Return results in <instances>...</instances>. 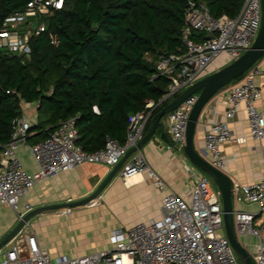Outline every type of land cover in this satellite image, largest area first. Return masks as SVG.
Listing matches in <instances>:
<instances>
[{"label":"built area","instance_id":"1","mask_svg":"<svg viewBox=\"0 0 264 264\" xmlns=\"http://www.w3.org/2000/svg\"><path fill=\"white\" fill-rule=\"evenodd\" d=\"M62 3L63 0H29L23 10L5 17L0 45L16 53L29 52L30 36L44 29L41 13L60 8ZM260 21L261 0H242L232 16H214L204 0H187L183 50L161 52L155 62L154 75L169 78L166 90L159 100L148 98L143 108L130 113L124 142L106 135L102 147L86 150L77 142L75 116L70 115L61 119L44 139L29 145L38 163V169L30 172L22 166L16 149L30 135L31 122L15 117L10 137L0 154V202L17 210L21 196L37 180L85 161L113 166L129 147L136 145L146 122L162 101L204 76L208 64L220 53H227L230 60L238 57L251 45ZM191 29L202 32L204 37L193 38ZM207 34L211 36L206 37ZM260 60L264 61V54ZM261 72L263 68L256 62L239 80L228 85L225 119L210 121L203 133L201 154L218 168L224 165L221 145L236 139L227 119L233 117L240 103H243L249 134L258 140L264 138V106H257L261 92L254 81V76ZM196 98L197 92L191 93L164 115L165 129L171 137L168 147L174 145L184 151L187 119ZM198 169L187 166L195 177L188 198L166 190L161 215L129 228H113L110 247L79 256H51L40 247L33 233L24 236L20 233L19 237L13 236L7 248H0V264H239V257L225 234L220 191ZM142 170L154 178L158 187L165 189L163 179L149 166L140 148L123 161L118 173L125 179ZM230 189L236 201L256 202L259 206L256 211L234 210L233 216L236 233L257 238L252 257L255 264H264V177L248 183L231 180ZM98 202L99 194L89 201ZM29 207V203L24 204L25 209Z\"/></svg>","mask_w":264,"mask_h":264},{"label":"trees","instance_id":"2","mask_svg":"<svg viewBox=\"0 0 264 264\" xmlns=\"http://www.w3.org/2000/svg\"><path fill=\"white\" fill-rule=\"evenodd\" d=\"M28 1L0 0V29L5 17ZM204 1L214 16L234 15L242 2ZM186 10L187 0H63L60 8L42 12L44 29L30 36L29 52L0 45V148L21 114L22 101L37 102L28 136L33 143L70 115L84 149L102 147L106 135L124 142L130 113L148 98L159 100L166 90L169 78L154 75L155 62L161 52L183 50ZM190 35L204 37L194 29ZM154 132L171 141L162 119Z\"/></svg>","mask_w":264,"mask_h":264},{"label":"crops","instance_id":"3","mask_svg":"<svg viewBox=\"0 0 264 264\" xmlns=\"http://www.w3.org/2000/svg\"><path fill=\"white\" fill-rule=\"evenodd\" d=\"M229 61L230 56L227 53H220L208 64L204 75ZM258 64L263 68V72L255 75L254 81L261 92L257 106L262 107L264 106V61L258 60ZM228 85L220 88L209 98L203 107L201 117L196 122L193 144L199 152L203 145V133L209 122L214 119H225ZM25 107L34 112L28 115L23 109L20 116L32 124L36 117L37 102H24ZM161 119L164 122V116ZM227 121L236 139L221 145L224 156L221 170L228 174L231 180L236 179L240 183L253 182L264 177V138L258 140L249 134L243 103L238 105L233 117ZM31 133L33 131H30ZM169 142L159 133L154 132L140 147L149 166L163 179L165 189L158 187L146 170L133 173L125 179H122L117 171L100 191L98 203L87 202L37 212L15 235L21 233L24 236L25 233H33L40 247L51 256H79L110 247V233L113 228H129L138 222H149L161 215V203L166 190H172L185 198L189 197L195 177L187 170V166L195 169L198 167L196 168L186 156L185 151L174 145L168 147ZM32 143L27 137L26 142L19 143L16 149L22 166L30 172L38 169V163L29 149ZM1 151L2 148L0 154ZM111 167L103 162L85 161L37 180L21 196L20 207L17 210L0 202V238L15 225L23 213L33 207L72 201L89 195ZM201 173L205 175L202 171ZM212 184L217 186L213 182ZM231 198L234 210L256 211L259 208L256 202H238L234 197ZM25 203H29L28 209L24 208ZM252 238L255 239L254 243L252 242V250L255 251L257 238L255 236ZM12 241L13 237L6 245H10ZM242 243L247 246L246 242Z\"/></svg>","mask_w":264,"mask_h":264},{"label":"water","instance_id":"4","mask_svg":"<svg viewBox=\"0 0 264 264\" xmlns=\"http://www.w3.org/2000/svg\"><path fill=\"white\" fill-rule=\"evenodd\" d=\"M210 37V34L205 35ZM264 54V0H261V21L259 29L256 33L251 45L243 51L238 57L230 60L214 71L200 77L192 84L182 89L177 95L166 102L159 110L151 116L148 127L144 131L142 137L127 149L125 154L111 167L104 179L99 185L87 196L72 200L55 203H47L33 207L23 213L15 223V225L0 238V248L5 245L28 221L35 213L60 207L73 206L89 202L96 197L107 182L115 175L123 161L137 148H140L154 133L158 121L171 109L177 106L184 98L193 92H197V98L189 112L186 124V139L184 151L190 160L201 170L208 173L216 182L220 191L222 209H223V224L225 234L228 237L232 247L236 251L242 264H255L252 255L246 249L244 244L239 240L234 226L233 202L230 193L231 179L221 168L214 166L201 152L195 149L193 144V134L199 114L209 100L221 87L225 86L229 81L245 72L254 62H256Z\"/></svg>","mask_w":264,"mask_h":264},{"label":"rangeland","instance_id":"5","mask_svg":"<svg viewBox=\"0 0 264 264\" xmlns=\"http://www.w3.org/2000/svg\"><path fill=\"white\" fill-rule=\"evenodd\" d=\"M257 62V61H256ZM24 109V111H26V113L29 115V114H31V113H33L34 112V110H32V109H30V108H24V102L22 101L21 102V110H23ZM187 156V155H186ZM200 169V168H199ZM215 185H217L216 184V182L213 180V178L208 174V173H206L205 171H203V170H201ZM232 197H234V196H232ZM234 201V200H233ZM234 203H235V201H234ZM234 205H236V203L234 204ZM237 235H238V238H239V240L241 241V242H246L247 243V246H246V249L250 252V254L253 256V254H254V250H252V245H253V243H254V241H255V239L254 238H252V237H254L253 235H250V234H245V233H237ZM252 238V239H251ZM253 242V243H252ZM4 247L3 248H7L9 245L7 244H5V245H3ZM239 261H240V259H239ZM239 264H242V263H239Z\"/></svg>","mask_w":264,"mask_h":264}]
</instances>
